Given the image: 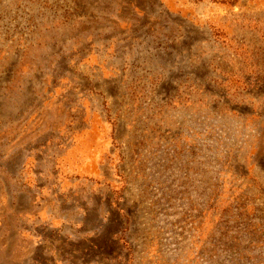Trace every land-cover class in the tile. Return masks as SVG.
I'll list each match as a JSON object with an SVG mask.
<instances>
[{
	"label": "rangeland",
	"instance_id": "obj_1",
	"mask_svg": "<svg viewBox=\"0 0 264 264\" xmlns=\"http://www.w3.org/2000/svg\"><path fill=\"white\" fill-rule=\"evenodd\" d=\"M8 177L48 262L264 264V0H0Z\"/></svg>",
	"mask_w": 264,
	"mask_h": 264
},
{
	"label": "crops",
	"instance_id": "obj_2",
	"mask_svg": "<svg viewBox=\"0 0 264 264\" xmlns=\"http://www.w3.org/2000/svg\"><path fill=\"white\" fill-rule=\"evenodd\" d=\"M8 178L6 182H3L2 188L0 187V231L3 232V235L0 234V253L2 257L11 254L13 260L6 257V260L1 259L0 264H72L69 261L67 263L48 262L47 259L42 257V253L41 257L31 254L32 250L35 251L34 253L39 251V245L42 247L40 251L43 250V254L47 253L51 256L52 251L56 252L58 250L55 248L56 243H59V229L69 231V229H65V222L71 220V218H66V214L65 217L59 215L57 204L53 203L48 207L50 210L45 212L47 217H42L43 206L47 205H44L41 198H38L34 193L40 187L35 183L30 184L20 181L19 190H12V180ZM13 187L15 188L17 185L13 184ZM41 224H48L54 230L50 232L49 237L47 236L48 239H46L47 237L41 239L40 244L36 238L38 232L34 228ZM77 230L80 231L79 228ZM64 233L66 235L64 245L66 246L70 234L69 232ZM80 233L82 235V232ZM89 233L90 229L88 230ZM47 241H50V243L48 244ZM15 251H18L17 254Z\"/></svg>",
	"mask_w": 264,
	"mask_h": 264
},
{
	"label": "trees",
	"instance_id": "obj_3",
	"mask_svg": "<svg viewBox=\"0 0 264 264\" xmlns=\"http://www.w3.org/2000/svg\"><path fill=\"white\" fill-rule=\"evenodd\" d=\"M248 209H249V207L246 206V209H244V212H246V213L243 214V215H245V217L241 220V224H238V226H241V228H244L243 230L249 229L248 227H252V226H257L258 225V224H253V222H252V216L255 215V213H252V211L250 212ZM249 239L250 238L243 237V241L245 242V245H248ZM213 240H214L213 244L214 245L218 244L219 249L222 250L223 248L220 246V244H222L223 239L220 240V239H217L216 236H214ZM230 242H232V239H230ZM228 243H229V240H228V242H224V244H228ZM213 244H212V248L215 251L216 248L213 247Z\"/></svg>",
	"mask_w": 264,
	"mask_h": 264
}]
</instances>
